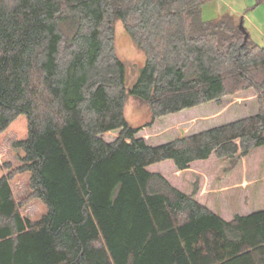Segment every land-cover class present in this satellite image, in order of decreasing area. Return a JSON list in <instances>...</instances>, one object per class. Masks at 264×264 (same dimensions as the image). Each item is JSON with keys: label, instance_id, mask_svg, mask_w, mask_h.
Returning a JSON list of instances; mask_svg holds the SVG:
<instances>
[{"label": "trees", "instance_id": "16d2710c", "mask_svg": "<svg viewBox=\"0 0 264 264\" xmlns=\"http://www.w3.org/2000/svg\"><path fill=\"white\" fill-rule=\"evenodd\" d=\"M211 1L0 0V264H264V207L227 216L174 181L212 156L226 172L264 156V45L229 12L203 19ZM116 20L145 54L130 88ZM249 89L253 114L155 145L137 136ZM130 96L148 106L141 125ZM165 160L173 182L152 168Z\"/></svg>", "mask_w": 264, "mask_h": 264}, {"label": "rangeland", "instance_id": "374dc122", "mask_svg": "<svg viewBox=\"0 0 264 264\" xmlns=\"http://www.w3.org/2000/svg\"><path fill=\"white\" fill-rule=\"evenodd\" d=\"M226 12L233 14L236 22L241 20L249 36L258 44L264 45V3L256 4V0H213L203 4L201 16L205 20H210L219 18ZM114 27L115 51L125 65L126 87L130 88L145 64V54L134 43L121 20H116ZM258 109V96L252 89H249L222 98L221 103L210 101L161 116L152 125L139 130L137 136L143 137L149 144H160L176 137L248 116L257 112ZM124 114L126 119L135 126L150 119L148 106L132 96L127 100ZM21 128L18 123L16 129ZM22 132L24 133V126ZM118 132V130L107 131L102 134V137L107 141H112L118 136ZM5 144H7L5 136H2L0 138V165ZM168 162L169 160H165L156 163L152 168L166 172L168 179L173 182L174 176L168 171ZM228 164V160H219L212 156L188 171L175 172L174 181L188 192L197 182L198 198L227 216L235 213L244 214L252 209L264 207V156L253 165H245L243 170L242 167L239 170L236 166L226 172L224 168ZM16 181L13 184L15 196L24 194L27 191L26 183L21 179Z\"/></svg>", "mask_w": 264, "mask_h": 264}, {"label": "crops", "instance_id": "0c3cea01", "mask_svg": "<svg viewBox=\"0 0 264 264\" xmlns=\"http://www.w3.org/2000/svg\"><path fill=\"white\" fill-rule=\"evenodd\" d=\"M263 151H264V149H263Z\"/></svg>", "mask_w": 264, "mask_h": 264}]
</instances>
